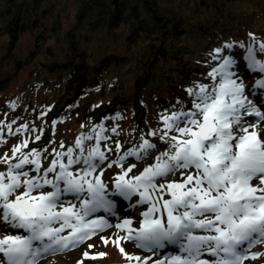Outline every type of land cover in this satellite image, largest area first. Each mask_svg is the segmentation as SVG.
<instances>
[{"label": "snow or ice", "instance_id": "1", "mask_svg": "<svg viewBox=\"0 0 264 264\" xmlns=\"http://www.w3.org/2000/svg\"><path fill=\"white\" fill-rule=\"evenodd\" d=\"M248 37L247 46L225 43L209 53L214 62L206 73L209 82L184 89L189 100L161 113V126L150 128L131 148L116 139L114 148L104 144L101 150V142L119 133L113 127L114 136L105 135L100 124L76 137L73 146L61 143V150L29 148L23 139L10 155L0 156L5 166L0 170V264H38L110 227L118 230L114 238H100L118 248L127 264H244L264 257L251 251L264 244V59L257 58L264 56V39L251 32ZM234 49L244 50L246 71L260 77L249 89L253 99L245 94ZM4 128L9 135L35 131L22 125L13 132L8 124L0 132ZM112 152L115 159L109 158ZM153 153L158 154L149 163ZM49 156L45 167L42 161ZM137 162L145 166L130 175ZM106 169H119L110 183L103 179ZM177 175L178 180H169ZM125 201L129 209L143 208L135 227L133 219L122 218L119 206ZM111 217L117 218L115 225ZM8 228L23 234H5ZM123 242L156 258L127 253ZM169 246L176 251L165 255ZM205 255L212 259H202ZM105 256L83 253L84 259Z\"/></svg>", "mask_w": 264, "mask_h": 264}, {"label": "trees", "instance_id": "2", "mask_svg": "<svg viewBox=\"0 0 264 264\" xmlns=\"http://www.w3.org/2000/svg\"><path fill=\"white\" fill-rule=\"evenodd\" d=\"M241 1L261 2L258 12L264 11V0H0V118L27 121L28 128H35L29 131V148L49 153L61 150L52 133L54 120H82L83 127L73 129L65 147L103 124L105 135L114 136L116 127L119 136L101 147L114 148L118 139L124 149L131 148L150 128L161 126V113L189 100L184 89L199 77L209 82L206 73L214 63L209 53L235 44L237 34L249 30L240 22H251L253 13L231 10ZM22 34L31 35L23 53ZM193 37L197 46L187 42ZM233 53L238 74L252 84L256 74L246 71L244 50ZM30 65L37 68L30 74L35 85L52 91L53 102L43 112L29 93L7 92ZM91 97L94 103L85 111L83 100ZM36 135H41L39 141ZM12 140L5 142L9 151ZM50 159L42 163L48 165Z\"/></svg>", "mask_w": 264, "mask_h": 264}, {"label": "rangeland", "instance_id": "3", "mask_svg": "<svg viewBox=\"0 0 264 264\" xmlns=\"http://www.w3.org/2000/svg\"><path fill=\"white\" fill-rule=\"evenodd\" d=\"M262 3L259 2V4H256L254 2L250 1H241L234 5H231V10L235 13L248 15L249 13H253V16L251 18V22L241 19L240 22L241 28L243 30H249L244 31V34H237L235 37V44L244 43L245 46L249 43V37L248 33L251 32L255 34L258 38L264 39V11L258 12L259 8L261 7ZM73 15V14H72ZM198 38L193 37L190 38L187 42L191 43L194 46H197L198 44ZM29 42H31V35L30 34H22L19 41V48H21V53L25 51V47L29 45ZM19 50V49H18ZM259 59H264V56L258 55ZM246 64V62H245ZM36 66L30 65L28 67H25L18 75L17 79L14 80L8 89V93H24V94H30L33 97H35V100L37 101L38 105H40L41 111H45L47 108H49L53 102L52 100V91L48 88H41L37 87L35 85L36 79L34 77H30V74L36 70ZM254 74V73H252ZM260 77L256 74V79H259ZM255 79V80H256ZM255 80L252 84H247L244 79V83L246 85L245 94L249 95V89L252 87V85L255 83ZM204 78L199 77L197 82L204 83ZM249 99H253L252 95H249ZM94 103V99L91 98H85L83 100V104L85 107V111L87 109L91 108V106ZM87 115L86 113H84ZM54 128L52 133H54L55 141L58 143H64L72 139L74 128L79 127L82 125L81 122L75 121V120H54ZM28 122L24 120H9L7 117L0 118V126L2 125H8L11 124L13 132L17 128H20L22 125H27ZM264 127V125H262ZM29 131H24L22 134H16V135H9L7 132V129L4 128L2 132H0V140H3L4 143L0 144V156H3L5 153H9L10 151L5 148V142L10 138L13 137L12 140V146L16 145L23 139H28ZM262 138H264V133H261ZM55 142V143H56ZM58 146V145H57ZM94 146L90 145L89 147ZM70 147V146H68ZM37 148V147H34ZM101 150H104V147H101ZM27 151V149H25ZM158 153H153V156L149 158V163L154 159L155 155ZM110 159H115L116 156L113 154H108ZM45 167L47 165H44ZM145 165L143 163L137 162V168L134 169L133 173L130 175H137L139 174V171L144 167ZM4 165H0V170H4ZM119 171V169H106L105 175L103 177L104 181L106 183H110V180L112 177L116 174V172ZM179 176L169 177V180H178ZM167 198V197H166ZM128 202H122V204L119 206L121 211L123 212L122 218H131L133 219V226L135 227L139 221L140 218V212L143 210V208H137V209H129L126 207ZM96 215H100V213H97ZM109 221L111 224L115 225V223L118 222L116 217L109 218ZM118 230L115 227H110L105 229L103 232L99 233L96 236H93L91 239L85 241L83 244H81L79 247H76L70 251H66L61 254L57 255H49L45 258H41L38 262V264H47L50 261H53V264H78V261L83 260V264H127V261L125 260V257L120 253L118 248H116L111 242L105 246L101 240V236L106 238H114V234ZM3 232L5 234H23L22 230H15V229H3ZM65 235L67 232L64 233ZM89 244L92 245L91 248H89ZM125 252L130 254L139 255L142 257L147 256H153V258H156V256L147 251H143L141 249H138L134 246L131 242H123L121 245ZM88 252L90 256H95L98 253L104 252L106 253L105 257L102 258H96V259H84L83 253ZM175 248L172 246H169L165 251V255H171L175 252ZM251 251L253 252H264V244H258L254 246ZM75 257L74 262H72V259ZM159 258H163L161 255ZM202 259H212L211 257L205 255L201 257ZM50 260V261H49ZM244 264H264V257H260L256 260H245Z\"/></svg>", "mask_w": 264, "mask_h": 264}, {"label": "water", "instance_id": "4", "mask_svg": "<svg viewBox=\"0 0 264 264\" xmlns=\"http://www.w3.org/2000/svg\"><path fill=\"white\" fill-rule=\"evenodd\" d=\"M201 3H203V1Z\"/></svg>", "mask_w": 264, "mask_h": 264}]
</instances>
